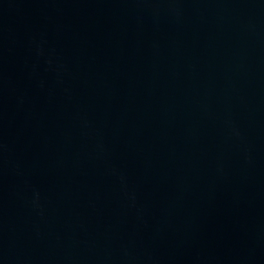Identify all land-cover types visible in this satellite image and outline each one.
Masks as SVG:
<instances>
[{"label":"water","instance_id":"95a60500","mask_svg":"<svg viewBox=\"0 0 264 264\" xmlns=\"http://www.w3.org/2000/svg\"><path fill=\"white\" fill-rule=\"evenodd\" d=\"M0 264H264V0H0Z\"/></svg>","mask_w":264,"mask_h":264}]
</instances>
